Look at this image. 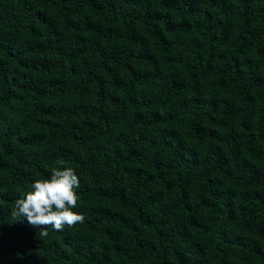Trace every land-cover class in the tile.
I'll use <instances>...</instances> for the list:
<instances>
[{
	"label": "trees",
	"instance_id": "1",
	"mask_svg": "<svg viewBox=\"0 0 264 264\" xmlns=\"http://www.w3.org/2000/svg\"><path fill=\"white\" fill-rule=\"evenodd\" d=\"M0 264H264V0H0Z\"/></svg>",
	"mask_w": 264,
	"mask_h": 264
},
{
	"label": "clouds",
	"instance_id": "2",
	"mask_svg": "<svg viewBox=\"0 0 264 264\" xmlns=\"http://www.w3.org/2000/svg\"><path fill=\"white\" fill-rule=\"evenodd\" d=\"M61 165L63 161L60 162ZM80 180L71 167L53 168L50 178L36 180L24 198L17 199L13 219L26 218L29 224L42 226L41 235L47 236L44 229L63 231L84 222V216L73 209L78 207L79 196L76 190Z\"/></svg>",
	"mask_w": 264,
	"mask_h": 264
}]
</instances>
